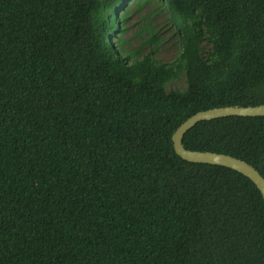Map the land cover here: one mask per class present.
Returning <instances> with one entry per match:
<instances>
[{
    "label": "trees",
    "instance_id": "16d2710c",
    "mask_svg": "<svg viewBox=\"0 0 264 264\" xmlns=\"http://www.w3.org/2000/svg\"><path fill=\"white\" fill-rule=\"evenodd\" d=\"M131 1L0 0V264H264L256 185L172 142L197 112L264 104V0H161L175 63L125 49L150 2ZM183 145L264 177V116Z\"/></svg>",
    "mask_w": 264,
    "mask_h": 264
},
{
    "label": "rangeland",
    "instance_id": "374dc122",
    "mask_svg": "<svg viewBox=\"0 0 264 264\" xmlns=\"http://www.w3.org/2000/svg\"><path fill=\"white\" fill-rule=\"evenodd\" d=\"M148 0H132L131 11L136 5L146 3ZM170 12L161 0H150L142 11L136 13L129 21V29L123 33V38L129 40L125 45L128 52L136 51V57L141 58L153 53L155 58L164 63H175L180 55L176 30L170 21ZM144 29L142 32L141 30ZM157 36L155 44L149 43ZM115 42V38H112ZM186 86L185 76L181 74L178 79L170 83L167 90H183Z\"/></svg>",
    "mask_w": 264,
    "mask_h": 264
},
{
    "label": "water",
    "instance_id": "95a60500",
    "mask_svg": "<svg viewBox=\"0 0 264 264\" xmlns=\"http://www.w3.org/2000/svg\"><path fill=\"white\" fill-rule=\"evenodd\" d=\"M230 116L259 117L264 116V104L257 106H228L213 108L197 112L184 121L173 133L172 142L174 150L183 160L192 163L210 164L230 168L249 178L261 192L264 199V177L247 162L225 154L191 151L184 147L185 134L199 122L211 121Z\"/></svg>",
    "mask_w": 264,
    "mask_h": 264
}]
</instances>
